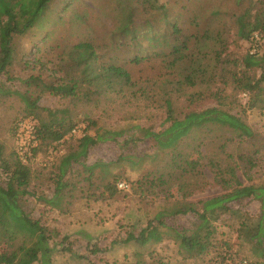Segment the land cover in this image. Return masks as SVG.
Listing matches in <instances>:
<instances>
[{
    "label": "rangeland",
    "instance_id": "374dc122",
    "mask_svg": "<svg viewBox=\"0 0 264 264\" xmlns=\"http://www.w3.org/2000/svg\"><path fill=\"white\" fill-rule=\"evenodd\" d=\"M115 1L118 0H52L40 24L24 36L14 38L13 61L6 71L0 74V147L4 159L10 160L12 155L18 153L20 162L27 169V186L32 196L22 199L24 211L30 218L38 220L47 228L52 235L50 241H53V244H59L52 256L54 264H121L119 260L122 259L120 255L123 250L127 253H142L146 263L159 261L162 264H205L216 253L226 252L235 258L247 259L253 264H263V259L254 257L252 246L237 237L239 221L246 216L255 218L260 213L258 201L251 198L229 203V207L238 211V214L223 215L214 224L216 234L213 238V246L202 259L196 257L187 259L179 255L172 232L164 227L153 230V241L144 246L131 243L123 249H117L115 254L110 256L111 258L97 253L86 259H79V255L85 254L87 242L86 239L79 238L77 235L70 236L69 240L72 243L70 250L69 248L61 249L62 244L67 245L64 243L67 239H63L62 233L74 222H76L75 226L84 222L85 227L97 233V238L91 243L103 248L108 245L112 236L117 239L124 236L128 219L123 215L128 209L139 207L146 215L145 219L139 222L138 229H135L137 233L152 219L157 209L171 206L172 200L196 202L221 194L222 190L210 180L209 168H200V164L207 165L210 159L223 165L227 161L226 154L246 155L254 145H257L259 151L253 155L254 165L248 176H245L242 166L238 169V178L245 186L264 184L263 88L262 102L257 109L246 113L239 112L240 109L236 104L221 107L229 111L234 109L233 113H239L255 134L256 138L253 142H242L229 130L217 128L213 132L202 130L191 136V138L201 139L202 146L201 155L191 154V149L187 151L183 149L185 153L188 152L189 166L184 173V178L188 181L187 185L181 188L171 185L158 188L145 184L136 192L121 194L117 201L93 203L89 200V203L83 204L84 195L98 193L99 190L95 185H98L100 178L104 176L112 178L111 175H113L117 179L137 181L147 172L153 174L154 171L161 170L171 156L170 148H159L152 138L144 136L143 133L144 130L161 132L169 126L161 106V98L164 87L169 89L172 86L168 81L177 78L180 69H168L156 58L134 66L131 70L132 75L134 79L139 80V85L144 87L145 93L150 98L144 99L145 96H143L132 103H126L120 99H102L98 103L79 102L58 95L54 96L48 92H39L34 85L26 83L31 76L48 79L47 75L54 68L52 63H55V53L63 44H75L88 33H91L98 41L102 40L114 23ZM156 1L164 5L165 16L163 13L156 12L152 16L142 15L138 18L139 21L146 17L151 19L153 27L147 32L148 35L153 33L159 38L166 36V41L169 42L173 38L170 32L174 24L180 36L191 38L188 45L197 55H203L204 52L210 55L216 48L221 50L222 57H230L238 62L247 52V44L239 40L237 36L238 17L244 16L245 21L250 23L259 11L264 10V0ZM46 35L48 36L45 37ZM144 36L145 31L140 39ZM202 37L206 42L204 45L198 44ZM216 38L222 45L215 42L214 46L212 39ZM182 40L179 39L178 43ZM141 43L144 55L167 49V46L163 45L150 48L148 40L144 38ZM119 55L123 58L126 53L120 52ZM36 58L45 66L42 67L36 63L34 61ZM250 73L257 78L260 71L254 69ZM214 89V86L204 84L195 88H186L179 96H172L176 114L214 106L215 103L209 96L196 97L199 90H209V93ZM230 91L231 88H227V93ZM236 97L239 99L238 94ZM239 100L243 101V99ZM62 120H71L75 123V131H71L72 134L76 133L73 137L68 135L64 140L50 144L38 140L36 129L39 124L58 123ZM98 129L117 131L121 135L115 141H100L90 146L85 156L71 163L64 179L77 185L73 204L68 206L66 213L60 214L48 210L44 207L42 199L37 197L52 196L62 157L78 150L77 135L87 133L94 136ZM32 147L35 151L30 149ZM95 162L108 164V166L92 171L91 183L93 182L94 185L88 189L83 180V177L87 175L84 166ZM199 169L206 171V185L203 189H201L202 184L198 183L200 182V176H197ZM5 179L0 165V186H5ZM118 183H124V181L121 180ZM124 189H127V185ZM115 221H117V229L113 232L110 222ZM164 222L172 229L181 230L192 229L197 219L187 214L166 217ZM134 259L132 257L127 262H133Z\"/></svg>",
    "mask_w": 264,
    "mask_h": 264
},
{
    "label": "trees",
    "instance_id": "16d2710c",
    "mask_svg": "<svg viewBox=\"0 0 264 264\" xmlns=\"http://www.w3.org/2000/svg\"><path fill=\"white\" fill-rule=\"evenodd\" d=\"M51 2L52 0H0V74L4 73L13 61L14 38L24 36L32 28L38 26L48 12ZM114 5V23L102 40L98 41L96 37L88 33L75 44L58 46L60 48L55 53V63H52L54 68L47 75L48 79L31 76L26 83L34 85L39 92H48L54 96L58 95L79 102L98 103L102 99H120L126 103H132L143 96H145L144 99L150 98L145 93L144 87L139 85V80L134 79L131 72L134 66L156 58L168 69H180L178 77L168 81L172 86L169 89L164 87L161 98V106L169 126L161 132L144 130L143 133L144 136L152 138L159 148H170L171 156L161 170H156L153 174L147 172L137 181L117 179L113 175H111L112 178H107L108 176L100 178L98 185H95L99 190L98 193L84 195L83 204L89 203V200L93 203L117 201L121 194L136 192L145 184L158 188L164 185L180 188L187 185L188 181L184 178V173L189 166L188 152L185 153L183 149L186 151L191 149V154L201 155L202 146L201 139L191 138V136L202 130L213 132L217 128L229 130L242 142H253L256 138L255 134L239 113H233L234 109L229 111L221 107L236 104L240 109L239 112L248 113L259 108V103L262 102L264 10L259 11L250 23L245 21L244 16L238 17L237 36L239 40L247 44V52L238 62L230 57H222L221 50H216V48L210 55H206L205 52L203 55H197L188 45L191 38L180 36L174 24L170 32L173 36L169 40L171 44L166 41V36L159 38L153 33L148 35L147 32L153 27L151 19L146 17L139 21L138 18L142 15L152 16L156 12L163 13L165 16L164 5L158 4L156 0H118ZM163 16L160 18L164 19ZM144 31L143 38L148 40L150 48L163 45L167 46L166 51L156 50L144 55L141 49L143 38L140 39ZM179 39L183 40L178 43ZM212 40L214 46L215 42L222 45L217 38ZM205 43L204 37L199 39L198 44L204 45ZM120 52H125L126 55L122 58L119 55ZM34 61L42 67L45 66L37 58ZM254 69L260 71L257 78L250 73ZM204 84L214 86L215 89L209 93V90H199L196 97L209 96L215 105L176 114L172 96H179L186 88H195ZM227 88H231L230 93H227ZM237 94L239 99H243L242 102L237 99ZM74 128L75 123L71 120L42 123L36 129V134L41 142L58 143L68 135L73 137L76 134L71 133L72 130L75 131ZM120 135L121 133L117 131L101 129H98L94 136L79 133L77 135L78 150L64 155L59 163L52 196L37 197L42 199L44 207L60 214L66 213L68 206L73 204V195L77 186L76 183L64 179L71 163L85 156L90 146L100 141H115ZM30 149L35 151L34 147ZM258 151L257 145H254L246 155L226 154L227 161L223 165L213 159H210L207 165L200 164V168H209L211 182L218 186L222 193L196 202L172 200L171 206L157 209L152 219L137 233L135 229H138L139 222L143 221L146 215L139 207H133L126 210L123 215L128 219L124 236L118 239L112 236L108 245L103 248L91 243L98 234L85 227L84 222L76 226L74 222L68 226L69 229L62 233L63 239L69 240L72 235L86 239L85 254L79 255V259H86L97 253H101L104 257L108 255L109 258L115 254L117 249H123L131 243L138 246L146 245L153 241V230L164 227L172 232L179 255L187 259L195 257L202 259L213 246V238L216 234L214 224L223 215L238 214V211L229 207V203L251 198L258 201L260 213L255 218L246 216L239 221L237 237L250 244L254 257L263 259L264 262V184L245 186L238 178V169L242 166L245 176H248L254 165L253 155ZM17 154L12 155L10 160L4 159L0 147V165L6 178L5 186H0V264H54L52 256L59 244H53V241H50L52 235L47 228L38 220L30 218L23 209L22 199L32 196V193L27 186V169L20 162ZM104 166L108 164L95 162L84 166V171L87 173L83 177L86 188L89 189L94 185L93 182L91 183L92 171ZM203 169H199L197 173V176H200L198 183L203 186L201 189L206 185V171ZM121 180L126 182L127 189L118 188V182ZM166 200L171 201V199ZM187 214L197 219L192 229L176 230L164 222L166 217ZM123 222L125 223V220ZM110 223L114 232L117 229V221ZM67 240H64L67 245L64 246L61 243L62 250L71 248L72 243ZM121 252L122 259L119 260L121 264H162L159 261L146 263L140 252L127 253L126 250ZM132 257L135 258L134 261L127 262ZM224 258L235 259L230 253H216L205 264H213Z\"/></svg>",
    "mask_w": 264,
    "mask_h": 264
},
{
    "label": "built area",
    "instance_id": "2783aa9c",
    "mask_svg": "<svg viewBox=\"0 0 264 264\" xmlns=\"http://www.w3.org/2000/svg\"><path fill=\"white\" fill-rule=\"evenodd\" d=\"M252 51H254V49ZM118 188L124 189V188H126V184L119 183ZM213 264H252V263L250 261H248L247 259H243V258H235V259L224 258V259H222L218 262H215Z\"/></svg>",
    "mask_w": 264,
    "mask_h": 264
}]
</instances>
